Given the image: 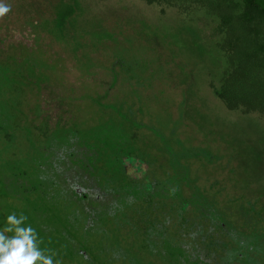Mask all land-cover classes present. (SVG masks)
I'll return each instance as SVG.
<instances>
[{
    "label": "rangeland",
    "instance_id": "rangeland-1",
    "mask_svg": "<svg viewBox=\"0 0 264 264\" xmlns=\"http://www.w3.org/2000/svg\"><path fill=\"white\" fill-rule=\"evenodd\" d=\"M3 2L0 230L26 215L61 264H264L262 54L224 85L259 13L238 7L242 27L223 0Z\"/></svg>",
    "mask_w": 264,
    "mask_h": 264
},
{
    "label": "clouds",
    "instance_id": "clouds-1",
    "mask_svg": "<svg viewBox=\"0 0 264 264\" xmlns=\"http://www.w3.org/2000/svg\"><path fill=\"white\" fill-rule=\"evenodd\" d=\"M10 12L11 5L0 0V19ZM5 220V226L0 230V264H61L54 261V254H47L40 248L38 233L30 224L26 225V215L17 216L13 212Z\"/></svg>",
    "mask_w": 264,
    "mask_h": 264
},
{
    "label": "trees",
    "instance_id": "trees-1",
    "mask_svg": "<svg viewBox=\"0 0 264 264\" xmlns=\"http://www.w3.org/2000/svg\"><path fill=\"white\" fill-rule=\"evenodd\" d=\"M224 3H226L227 7H231L234 8L233 10H236L240 16L239 19V25L240 26H244L247 25L248 23L250 24L251 18H245V14L246 13H242V11H240L238 9V7L240 6H244V7H252L254 10H256L259 14L260 20L259 21H263L264 22V0H223ZM221 13H223V25H222V30L223 32L226 31V29L230 26V24L235 23L234 21V17L235 14L232 12V14H228L222 11ZM219 14V13H218ZM254 20V19H253ZM261 23V22H260ZM258 23V25L260 24ZM244 24V25H243ZM252 27L249 28L248 27H244V32L247 34V36H249L250 38H252V40L255 43V48H253V53H247L246 56V61L240 60V59H236V60H232L230 61L231 65H230V70L228 72L231 71L230 74H228V76L226 77V80H224V85H230L232 80L240 75V73H237L239 71V69L243 66H247L249 65L250 60L249 58H251L254 54V56H259L260 55V59L262 61V63L259 65L255 64L258 67H262V64H264V34L258 30H254L251 29ZM255 33V34H254ZM231 46V44L229 45ZM232 48V46L230 47ZM229 58H233L231 55ZM233 71V72H232ZM239 98H230V97H226L227 98V103L233 107H237L238 105H240L241 102H245V98L247 97L244 93H238ZM240 102V103H239Z\"/></svg>",
    "mask_w": 264,
    "mask_h": 264
}]
</instances>
